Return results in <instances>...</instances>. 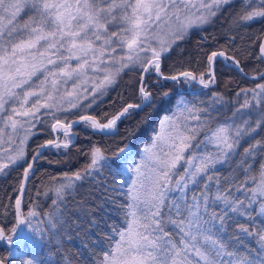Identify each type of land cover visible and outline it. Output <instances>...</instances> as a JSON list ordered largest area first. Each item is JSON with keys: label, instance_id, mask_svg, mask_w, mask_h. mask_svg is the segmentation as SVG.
<instances>
[{"label": "snow or ice", "instance_id": "snow-or-ice-1", "mask_svg": "<svg viewBox=\"0 0 264 264\" xmlns=\"http://www.w3.org/2000/svg\"><path fill=\"white\" fill-rule=\"evenodd\" d=\"M234 2L0 0V178L22 168L13 177L14 226L7 232L0 226V242L11 246L8 256L39 264L22 250L37 233L30 218L39 223L40 216L47 217L48 231L59 236L68 221L63 211L68 197L91 180L123 221L101 233L104 248L93 250V264H264V222L256 223L264 216V68L245 70L252 59L264 64V29L241 31L264 20V0H240L223 32L224 44L215 34L201 35L196 50L203 52V62L198 60L196 69L166 66L178 42L187 40L193 28L203 33ZM209 39L215 47L204 49ZM217 63L254 82L235 93L237 102L243 97L239 107L219 122L214 113L231 102L225 92H211L207 106L198 97H180L172 114L160 118L137 160L127 141L171 96L170 89H153L152 77L156 83L195 82L205 89L223 83L228 89L235 81L221 77ZM126 72L137 73L139 102L118 94L109 111L94 112ZM145 107L150 111L136 128L125 129L124 143L110 156L94 144L80 169L41 174L48 176L41 182L42 194L55 192L50 211H37L30 194L32 206L25 209L27 185L36 164L48 159L46 149L67 155L75 147L77 125L115 135L118 122ZM45 130L52 137L29 149L30 139ZM223 164L232 166L228 175L217 170ZM105 172L117 179L108 184ZM79 203L86 214L94 211ZM90 222L95 224V218ZM250 237L258 249L245 247ZM0 264H8L6 258L0 257Z\"/></svg>", "mask_w": 264, "mask_h": 264}, {"label": "trees", "instance_id": "trees-1", "mask_svg": "<svg viewBox=\"0 0 264 264\" xmlns=\"http://www.w3.org/2000/svg\"><path fill=\"white\" fill-rule=\"evenodd\" d=\"M240 6V0H235L233 4L226 7L224 11L218 15L215 19V23L206 26L203 33L198 28H193L189 38L185 41L178 42V46L174 47L167 55L166 66L170 65L174 69H192L197 68V61L203 62V52L196 50V41L200 39L202 34L212 33L218 37L219 43L224 44L226 37L223 35L224 30L228 27L231 16L235 14L236 10ZM264 29V20H258L246 26V29L241 31H248L249 33L258 32ZM204 49H210L215 47L213 42L209 39L204 45ZM183 49L181 52L180 50ZM254 67L264 68V64H259L255 59L248 62L245 70L250 71ZM217 72L221 77H231L235 82L225 89L223 83L218 86H213L210 89H205L203 86H198L193 83H185L183 81H162L156 83V77H152L151 87L155 90L163 87L171 90V96L168 101L161 105L151 115L146 125L139 128L136 136L131 138L128 143L131 144L134 152L138 153L142 149L144 144L151 143L152 134L158 131V122L160 118L165 114H171L175 109V104L180 97H185L189 100L193 98H199L205 101V105L210 102L211 92H225V95L230 99V103L219 109L218 113H214L216 120L219 122L225 121L232 115L235 108L239 103L243 102L241 96L239 102L235 98V93L240 87H253L254 82L248 78H241L236 72L227 71L220 63L216 65ZM137 73L126 72L119 79L117 85L111 89L109 94L104 98L101 103L94 106L93 111L97 114L100 111H109L110 102L114 100L117 95H122L128 102H139L137 94L135 92V81ZM207 93V95H205ZM119 108V104L112 108L115 111ZM150 109L145 107L142 110L134 111L130 117L118 122L119 131L115 135H104L98 132H93L82 125L74 126L73 131L78 135L75 138V147H72L67 155L62 152H58L55 149H46L45 155L47 160L40 161L35 166V173L31 176L27 185V191L25 193V209L31 207L27 201V196L30 194L32 202L38 203L39 212H48L53 208L52 200L55 199V192H49L48 195H43L44 189L41 187V182H47L48 176H42L44 172L51 174H60L63 172H73L80 169L83 165L88 163V157L84 154L88 149L98 144L108 150L110 156L113 151L118 147H121L124 141L122 137L125 135V129H134L137 127L138 122L145 113ZM38 127H41L38 125ZM45 128L47 126H44ZM52 133L45 130L38 135L30 139L28 147L29 149L35 148L38 142L52 137ZM198 139H203V136H199ZM139 146V147H138ZM244 146H247V141L242 143L241 151ZM211 149L212 146L210 145ZM202 150V149H201ZM53 161V162H49ZM54 161H61L55 163ZM259 159L256 161V166H259ZM120 162L117 161L114 166H119ZM224 175H228L232 171V166L229 164H223L218 166L217 169ZM22 168L13 170L7 178H0V226L4 227L7 232L14 226V200L16 193L13 191V184L15 181L13 177H16ZM105 179L108 184H112L117 177H114L111 173L105 172ZM248 186L251 187L252 182L249 181ZM50 187V185H49ZM194 190V189H193ZM38 192L40 194H38ZM234 195L244 197V192H235ZM104 193L98 190V186L94 181L86 180L82 182L74 196L68 197L66 206H63V211L68 218L67 224L61 230V234L56 236L55 230L49 232V225L44 223L47 219L45 216H40L37 219H32V225L37 229V233L33 237V241L25 242L22 247L23 252L27 257H35L39 264H66L65 258H70L73 264H93L94 256L93 250L99 251L104 248V240L101 237V233H107L110 231V225L115 223L123 226L122 217L119 214V210L115 205L105 202L102 198ZM117 199H122L117 197ZM11 201V203H10ZM83 201L85 207H90L94 211L91 214H86L80 210V203ZM95 218L96 223L92 224L90 221ZM264 222V216L257 219L256 223ZM23 227L26 228V225ZM27 230V229H26ZM246 248H257L255 238H248L245 244ZM10 247L6 246L3 242H0V257L6 258L8 264H21V261L16 256H8Z\"/></svg>", "mask_w": 264, "mask_h": 264}, {"label": "rangeland", "instance_id": "rangeland-1", "mask_svg": "<svg viewBox=\"0 0 264 264\" xmlns=\"http://www.w3.org/2000/svg\"><path fill=\"white\" fill-rule=\"evenodd\" d=\"M189 84H190V83H189ZM238 107H239V105H238ZM171 114H172V113H171ZM171 114H169V115H171ZM237 122H239V120H237ZM138 159H139V158H138ZM138 159H137V160H138ZM10 248H11V247H10Z\"/></svg>", "mask_w": 264, "mask_h": 264}, {"label": "water", "instance_id": "water-1", "mask_svg": "<svg viewBox=\"0 0 264 264\" xmlns=\"http://www.w3.org/2000/svg\"><path fill=\"white\" fill-rule=\"evenodd\" d=\"M196 84H198V83H196ZM23 227V226H22ZM5 244V243H4ZM6 245V244H5ZM6 246H8V245H6ZM8 247H11V246H8Z\"/></svg>", "mask_w": 264, "mask_h": 264}]
</instances>
